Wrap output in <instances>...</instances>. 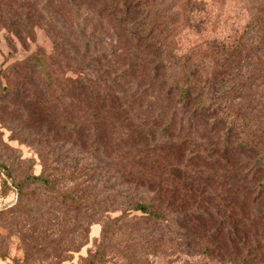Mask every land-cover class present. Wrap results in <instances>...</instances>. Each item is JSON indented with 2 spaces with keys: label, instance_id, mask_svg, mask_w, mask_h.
Instances as JSON below:
<instances>
[{
  "label": "trees",
  "instance_id": "1",
  "mask_svg": "<svg viewBox=\"0 0 264 264\" xmlns=\"http://www.w3.org/2000/svg\"><path fill=\"white\" fill-rule=\"evenodd\" d=\"M16 1L19 10L27 5L33 29L53 38V56L37 52L3 72L15 82L14 97L41 109L52 105L50 96L62 89L46 63L58 57L62 36H75L79 56L77 74L64 79L69 104L55 113L63 138L60 146L44 142L46 150L37 153L41 172L21 177L0 164V185L11 181L17 194L5 222L22 242H31L23 244L21 263L71 261L67 253L88 244L93 225L100 226V236L79 259L86 264L104 256V243L115 236L129 245L127 264H143L147 254L141 250L156 251L165 236L183 239L188 247L189 237L202 233L216 250L253 249L254 224L264 223V98L252 108L235 103L238 77L209 79L194 49L189 56L182 53L169 34L155 29V18L146 12L151 0ZM17 17L3 24L20 41L23 24ZM109 21L123 30L130 74L114 68L122 48H101V29ZM29 66L30 76L22 72ZM138 73L140 80L133 77ZM126 75L134 79L124 83ZM215 86L224 94L217 89L214 100L224 99L211 115L209 89ZM73 101L79 106L75 117ZM250 109L257 118L250 119ZM210 116L222 132L208 144ZM35 192L41 201L31 208Z\"/></svg>",
  "mask_w": 264,
  "mask_h": 264
},
{
  "label": "rangeland",
  "instance_id": "2",
  "mask_svg": "<svg viewBox=\"0 0 264 264\" xmlns=\"http://www.w3.org/2000/svg\"><path fill=\"white\" fill-rule=\"evenodd\" d=\"M148 4L146 12L148 18H155V29L169 34L168 41L172 40L171 44L182 53L189 56V50L194 49L197 54L195 59L203 63L209 79L216 76L227 81L238 77L240 94L233 97L235 103H239L241 107H244L243 103H250L252 108L255 107L257 99L264 98V0H151ZM17 6L15 0H0V164L12 167L16 174L23 177L26 174L38 175L41 172L37 153L46 150L44 142L51 146H60L59 141L63 134L60 131V119L55 113L60 115V112H64L63 102L69 104L67 91L64 90L66 86L64 79L75 77L77 74L79 56L75 36L71 34L70 39L67 37L69 33L62 36L64 43L58 49V57H52L51 61L46 63L49 75L62 89L61 92L57 91L50 96L54 97L52 105L41 109L20 95L14 97L15 82L9 83L3 72L25 62L37 52L53 56V38L42 28L33 29L28 21L27 5H23L20 10ZM15 14L17 18H21L23 24L20 41L13 35L12 29L3 24L13 20ZM121 31L123 30L116 24L110 21L108 24L105 23L101 29V37H106V40L104 39L105 44L102 43L101 48H107L106 44L113 48H122L121 53L117 52V64L114 68L130 74L126 68L129 63L127 46L125 47L120 40ZM23 71L30 76L32 68L29 66L26 70L22 69ZM133 77L140 80L139 73ZM133 77L126 75L122 81L126 83L128 79H134ZM26 83H31L30 77L29 81L26 79ZM4 87L7 91L9 89L10 93L5 91ZM32 87L34 88V85ZM217 89L220 96L224 94V89L218 86L209 89L208 106L211 115L216 105L221 108L224 99L214 100V97H217L214 95ZM47 109L52 110V115L47 114ZM78 109L79 106L73 101L70 107L72 117H75ZM249 112L250 119L257 118L255 111L250 109ZM213 123L214 118L210 116L207 131L211 133L205 135L208 144L215 142L222 132L219 130L220 125L215 129ZM215 131L220 134H215ZM6 186L3 188L0 185V256L7 260L1 261L0 258V262L22 264L23 253L27 252L23 244L31 245V242H22L21 235L16 233L15 229L7 227L6 210L16 203L17 194L11 181L8 180ZM29 191L34 189L30 187ZM40 198V192L29 196L30 207L36 208L41 201ZM141 227H136L135 230ZM254 229V237L252 236L250 240L255 241L253 242L255 245L251 250L248 248H240L238 252L231 248L216 250L207 243L208 239L204 238L202 233L192 234L188 247L183 239L173 241L175 236H165L156 251L141 250L143 254H147L141 263L264 264V223L254 224ZM23 235L28 237L26 232ZM99 236L100 226H91L88 244L78 252L67 253L72 260L62 264H86L79 259H85L88 252L93 251V244ZM104 246L106 247L104 256L94 258L93 264H127L125 259L129 246L127 243H123L115 236L105 242ZM45 253L53 254V251L45 250ZM136 261L138 260L134 258V262Z\"/></svg>",
  "mask_w": 264,
  "mask_h": 264
},
{
  "label": "crops",
  "instance_id": "3",
  "mask_svg": "<svg viewBox=\"0 0 264 264\" xmlns=\"http://www.w3.org/2000/svg\"><path fill=\"white\" fill-rule=\"evenodd\" d=\"M0 264H2V262H0Z\"/></svg>",
  "mask_w": 264,
  "mask_h": 264
}]
</instances>
